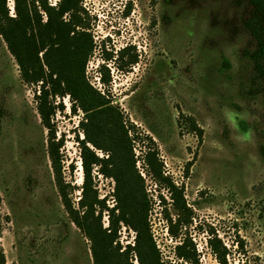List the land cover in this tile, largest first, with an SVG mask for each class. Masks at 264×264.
<instances>
[{"label":"rangeland","instance_id":"374dc122","mask_svg":"<svg viewBox=\"0 0 264 264\" xmlns=\"http://www.w3.org/2000/svg\"><path fill=\"white\" fill-rule=\"evenodd\" d=\"M48 1L52 6L60 2ZM80 6L98 46L87 62L86 78L106 91L132 128L133 142L124 155L130 165L134 159L132 172L152 206V248L161 260L184 264L174 256L180 240L168 234L160 187L145 166L150 138L165 175L192 210L184 233L196 246L199 264H221L210 248L214 235L227 249V264H264V76L253 56L260 57V46L246 26L249 0H80ZM7 7L15 17V0H7ZM130 46L139 63L129 72L120 71L116 61H104L102 48L116 54ZM104 64L112 80L106 88L100 74ZM39 93L40 86L23 81L0 37V248L6 264H96L94 243L71 222L62 203L48 131L37 109ZM56 102L64 106L53 121L63 143L64 177L78 208L85 115L74 111L69 96ZM90 148L107 158L106 152ZM99 169L93 172L94 185L112 208L116 182ZM163 195L170 203L167 192ZM102 218L108 229L109 212ZM116 234L120 254L132 248L123 261L141 264L137 233L121 224Z\"/></svg>","mask_w":264,"mask_h":264},{"label":"trees","instance_id":"16d2710c","mask_svg":"<svg viewBox=\"0 0 264 264\" xmlns=\"http://www.w3.org/2000/svg\"><path fill=\"white\" fill-rule=\"evenodd\" d=\"M249 4L251 14L246 26L260 46V57L258 54L253 56L256 68L264 76V63L261 62V58L264 59V0H249ZM81 11L80 0H60L56 6L48 0H15V17H11L7 0H0V37L16 59L23 81L40 86V93L36 96L37 109L41 123L48 131V152L58 191L71 222L94 243L96 264H126L124 261H128L132 248L129 246V251L120 254V247H114L121 224L137 233L135 250L141 264H172L169 260H161L160 253L151 246L149 215L152 206L132 172L134 159L130 165L124 155L133 142L130 138L132 128L126 127L119 109L112 104L106 91L93 88L86 78L87 62L98 46L88 33ZM102 53L105 62H118L119 70L123 72H129L139 63V56L131 46L116 54L104 47ZM100 74L101 83L106 88L112 81L106 64L101 67ZM67 96L74 103V111L81 110L85 115L81 123L85 138L80 142L84 183L78 208L70 198L72 187L65 180L60 153L63 143L57 141L53 123L57 112L64 111L63 103L57 104L56 99L63 100ZM190 126L195 131V124ZM149 143L145 166L151 179L160 187L161 214L168 225V234L172 240H180L174 248V256L184 264H199L196 246L184 233L190 226L192 210L183 191L165 175L151 138ZM90 146L106 152L107 158H99ZM97 167H100V174L116 182V205L112 208L107 206V198L100 199L95 188L93 172ZM163 191L169 195L170 203ZM104 212H109L108 229L103 228ZM1 235L0 219V239ZM210 248L221 264H227V249L217 235L210 239ZM154 251L158 253L157 258ZM0 264H6L1 248Z\"/></svg>","mask_w":264,"mask_h":264}]
</instances>
